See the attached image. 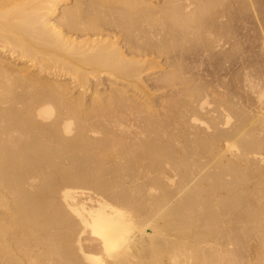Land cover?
I'll list each match as a JSON object with an SVG mask.
<instances>
[{"label": "bare ground", "instance_id": "6f19581e", "mask_svg": "<svg viewBox=\"0 0 264 264\" xmlns=\"http://www.w3.org/2000/svg\"><path fill=\"white\" fill-rule=\"evenodd\" d=\"M0 264H264V0H0Z\"/></svg>", "mask_w": 264, "mask_h": 264}]
</instances>
